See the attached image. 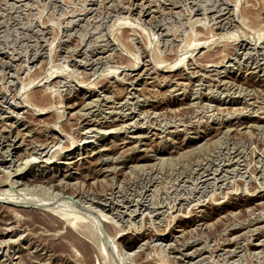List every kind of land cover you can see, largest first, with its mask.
Returning a JSON list of instances; mask_svg holds the SVG:
<instances>
[{"label": "rangeland", "instance_id": "obj_1", "mask_svg": "<svg viewBox=\"0 0 264 264\" xmlns=\"http://www.w3.org/2000/svg\"><path fill=\"white\" fill-rule=\"evenodd\" d=\"M0 117V264H264V0H0Z\"/></svg>", "mask_w": 264, "mask_h": 264}, {"label": "bare ground", "instance_id": "obj_2", "mask_svg": "<svg viewBox=\"0 0 264 264\" xmlns=\"http://www.w3.org/2000/svg\"><path fill=\"white\" fill-rule=\"evenodd\" d=\"M87 9H88V8H87ZM151 11H152V10H151ZM127 13H128V12H127ZM86 21H87V20H86ZM67 23H68V22H67ZM69 24H70V22H69ZM72 24H73V23H72ZM129 26H130V25H129ZM82 27H83V26H82ZM120 27H121V26H120ZM133 27H134V26H133ZM136 27H137V26H136ZM129 29H130V28H129ZM135 29H136V28H135ZM228 30H229V29H228ZM261 30H262V29H261ZM45 31H46V30H45ZM127 34H128V33H127ZM130 34H131V33H130ZM242 34H243V33H242ZM247 34H248V33H247ZM115 35H116V34H115ZM135 35H136V34H135ZM100 36H101V35H100ZM105 36H106V35H105ZM250 36H251V35H250ZM250 36H249V37H250ZM246 37H247V36H246ZM55 38H56V37H55ZM95 38H96V37H95ZM101 38H102V37H101ZM52 39H53V38H52ZM127 41H128V40H127ZM194 41H195V40H194ZM204 41H205V40H204ZM231 41H232V40H231ZM64 42H65V41H64ZM151 42H152V41H151ZM189 42H190V41H189ZM258 42H259V40H258ZM147 43H148V41H147ZM185 44H186V43H185ZM97 45H98V44H97ZM188 45H191V43L188 44ZM197 45L199 46L198 43H197ZM208 45H209V44H208ZM259 45H260V44H259ZM88 46H89V45H88ZM144 47H145V46H144ZM188 47H189V46H188ZM188 47H187V48H188ZM57 48H58V47H57ZM127 48H128V47H127ZM206 48H207V47H206ZM258 48H259V47H258ZM250 49H251V47H250ZM115 50H116V49H115ZM185 50H186V49H185ZM37 52H38V51H37ZM250 52H251V51H250ZM71 53H72V52H71ZM248 53H249V52H248ZM84 55H85V54H84ZM113 55H114V54H113ZM144 56H145V55H144ZM109 57H110V56H109ZM115 57H116V56H115ZM134 57H135V56H134ZM184 57H186V56H184ZM184 57H183V58H184ZM149 59H150V58H149ZM106 60H107V59H106ZM117 60H118V59H117ZM117 60H116V61H117ZM180 60H181V59H180ZM154 61L156 62V60H154ZM221 61H222V60H221ZM89 62H90V61H89ZM160 62H161V61H160ZM198 62H199V61H198ZM97 63H98V62H97ZM131 64H133V63H131ZM134 64H135V62H134ZM170 64H171V63H170ZM174 64H175V63H174ZM135 65H136V64H135ZM172 65H173V64H172ZM194 65H195V64H194ZM214 65H215V64H214ZM252 65H253V64H252ZM101 66H102V65H101ZM143 66H144V65H143ZM211 66H212V65H211ZM131 67H132V66H131ZM154 67H155V66H154ZM175 67H176V66H175ZM225 67H226V66H225ZM64 68H65V67H64ZM133 68H135V66H134ZM167 68H168V67H167ZM147 69H148V68H147ZM149 69H151V68H149ZM168 69H170V68H168ZM200 69H201V68H200ZM153 70H154V69H153ZM163 70H164V69H163ZM163 70H162V71H163ZM143 71H145V69H144ZM151 71H152V70H151ZM60 72H61V71H60ZM139 72H140V71H139ZM139 72H138V73H139ZM141 72H142V71H141ZM148 73H150V72H148ZM124 74H125V73H124ZM140 74H141V73H140ZM215 74H217V73H215ZM113 75H114V74H113ZM58 76H59V75H58ZM83 76H84V75H83ZM92 76H93V75H92ZM137 76H138V75H137ZM202 76H203V75H202ZM204 76H205V75H204ZM213 76H214V75H213ZM81 77H82V76H81ZM125 77H126V76H125ZM71 78H72V77H71ZM114 78H115V77H114ZM137 78H139V76H138ZM189 78H190V77H189ZM208 78H209V77H208ZM36 79H37V78H36ZM36 79H35V80H36ZM108 79H109V78H108ZM115 80H116V79H115ZM134 80H135V79H134ZM27 81H28V80H27ZM42 82H43V81H42ZM61 83H62V82H61ZM30 84H31V83H30ZM80 84H81V83H80ZM88 84H89V83H88ZM196 84H197V83H196ZM216 84H217V83H216ZM55 85H56V84H55ZM207 86H208V84H207ZM90 87H92V86H90ZM243 88H244V87H243ZM85 89H86V88H85ZM141 89H142V88H141ZM40 92H41V91H40ZM109 94H110V93H109ZM111 94H112V93H111ZM236 94H237V93H236ZM242 94H243V93H242ZM34 95H35V94H34ZM143 98H144V97H143ZM25 99H26V97H25ZM98 99H99V98H98ZM40 103H41V102H40ZM248 103H249V102H248ZM14 104H15V103H14ZM16 104H17V103H16ZM43 104H44V102H43ZM45 104H46V103H45ZM91 104H92V103H91ZM119 104H120V103H119ZM12 105H13V104H12ZM26 105H27V104H26ZM254 106H255V105H254ZM49 107H50V106H48L46 109H49ZM88 107H89V106H88ZM80 108H81V107H80ZM84 108H85V107H84ZM34 109H36V108H34ZM46 109H45V110H46ZM53 109H54V107H53ZM61 110H62V109H61ZM39 111H41V110L39 109ZM42 111H43V109H42ZM48 111H49V110H48ZM76 112H77V111H76ZM223 112H224V111H223ZM253 112H254V111H253ZM258 113H259V112H258ZM10 114H11V112H10ZM39 114H40V113H39ZM57 114H58V113H57ZM77 114H78V112H77ZM252 114H253V113H252ZM255 115H256V114H255ZM140 116H141V114H140ZM126 117H127V116H126ZM0 118H1V117H0ZM86 123H87V122H86ZM110 123H111V121H110ZM4 124H5V123H4ZM12 126H13V125H12ZM109 126H110V125H109ZM52 127H53V126H52ZM106 127H107V125H106ZM3 129H4V128H3ZM99 130H100V129H99ZM113 132H114V131H113ZM257 133H258V132H257ZM65 135H66V134H65ZM67 135H68V134H67ZM69 135H70V133H69ZM227 135H228V134H227ZM87 136H88V135H87ZM18 137H19V136H18ZM51 137H52V136H51ZM51 137H50V138H51ZM53 137H54V136H53ZM53 137H52V138H53ZM56 137H57V136H56ZM65 137H66V136H65ZM130 138H131V137H130ZM132 138H133V137H132ZM57 139H58V138H57ZM66 139H67V137H66ZM49 140L52 141V139H49ZM76 140H77V139H76ZM53 141H54V140H53ZM7 142H8V141H7ZM46 142H47V141H46ZM49 142H50V141H49ZM57 142H58V141H57ZM124 142H125V141H124ZM47 143H48V142H47ZM50 143H51V142H50ZM44 144H45V143H44ZM53 144H54V143L52 142V145H53ZM60 144H61V143H60ZM73 144H74V143H73ZM41 145H42V144H41ZM49 145H51V144H49ZM52 145H51V148H52ZM8 146H12V142H9ZM44 147H45V146H44ZM48 147H50V146H48ZM40 148H41V146H40ZM40 148H39V149H40ZM226 148H227V147H226ZM45 149L47 150V148H45ZM46 150H45V151H46ZM63 150H64V149H63ZM66 150H67V149H66ZM95 150H96V149H95ZM97 150H98V149H97ZM143 151H144V150H143ZM43 152H44V151H43ZM55 152H56V151H55ZM61 152H62V151H61ZM1 153H2V152H1ZM94 153H95V152H94ZM96 154H97V153H96ZM226 154H227V153H226ZM42 155H43V154H42ZM59 155H60V154H59ZM22 157H23V156H22ZM22 157H21V158H22ZM82 157H83V156H82ZM235 159H236V158H235ZM258 159H259V158H258ZM47 160H48V159H47ZM106 160H107V159H106ZM117 160H118V159H117ZM117 160H116V161H117ZM43 161H44V160H43ZM25 162H26V161H25ZM86 162H87V161H86ZM71 163H72V162H71ZM220 163H221V162H220ZM227 163H229V162H227ZM244 164H245V163H244ZM254 164H255V163H254ZM33 166H34V165H33ZM67 166L69 167V164H68V163H67ZM67 166H66V167H67ZM114 166H115V165H114ZM24 167H25V166H24ZM247 167H248V166H247ZM255 168H256V167H255ZM45 169H49V168H45ZM262 169H263V168H262ZM229 170H230V169H229ZM245 170H246V169H245ZM245 170H244V171H245ZM230 171H231V170H230ZM261 171H262V170H261ZM14 172H15V171H14ZM14 172H13V173H14ZM17 172H18V171H17ZM48 172H50V169H49L48 171H46L45 174H47ZM112 172H113V171H112ZM247 172H248V171H247ZM14 174H15V173H14ZM263 174H264V172H263ZM199 175H200V174H199ZM51 176H53V177L51 178L50 181H51V182L56 181L57 173L54 172L53 175H51ZM66 177H67V176H66ZM68 177H70V176H68ZM188 177H189V176H188ZM73 178H74V177H73ZM209 178H210V177H209ZM256 179H257V178H256ZM231 180H233V179H231ZM248 180H249V179H248ZM243 181H244V180H243ZM41 182H47V181H44V180H43V181H41ZM57 182H58V181H57ZM182 182H183V181H182ZM210 182H211V181H210ZM10 183H11V182H10ZM232 183H233V182H232ZM12 185H13V184H12ZM192 186H193V185H192ZM257 186H258V185H257ZM36 187H37V186H36ZM258 187H259V186H258ZM51 188H52V187H51ZM64 189H65V188H64ZM210 189H211V188H210ZM231 190H232V189H231ZM237 191H238V190H237ZM6 192H7V191H6ZM194 192H195V191H194ZM201 192H202V191H201ZM254 193H255V192H254ZM192 194H193V193H192ZM116 195H117V194H116ZM178 198H179V197H178ZM101 199H102V198H101ZM195 199H196V198H195ZM8 200H9V199H8ZM212 201H213V200H212ZM3 203H4V202H3ZM24 203H25V202H24ZM181 203H182V202H181ZM25 204H27L28 206L39 207L38 210H41V211H43V212H44L45 210H46V211L48 210V209H45L43 206H41L42 204H40V203H38V202H36V203H35V202H33V203L31 202V203H30V202H27V201H26ZM194 204H195V203H194ZM27 205H26V207H27ZM24 207H25V206H24ZM35 207H34V208H35ZM45 207H46V206H45ZM148 207H149V206H148ZM161 207H162V206H161ZM260 207H261V206H260ZM41 208H44L45 210H43V209H41ZM130 210H131V209H130ZM41 211H39V212H41ZM161 211H162V210H161ZM39 212H38V213H39ZM47 212H48V214H49V210H48ZM168 212H169V211H168ZM36 213H37V211H36ZM131 213H132V212H131ZM44 214H46V213H44ZM50 214H52V212H51ZM231 214H232V213H231ZM15 215H16V214H15ZM145 215H146V214H145ZM102 216H103V215H102ZM102 216H101V217H102ZM118 217H119V216H118ZM61 218H62V217H61ZM106 219H107V218H106ZM16 223H17V222H16ZM70 223H71V222H70ZM13 227H14V226H13ZM70 227H72V226H70ZM16 229H17V228H16ZM113 229H114V228H113ZM81 231H83V230H81ZM115 231H116V230H115ZM244 232H245V231H244ZM118 233H119V232H118ZM53 234H54V233H53ZM50 235H51V234H50ZM244 235H245V234H244ZM73 236H74V235H73ZM73 236L71 235L70 237H73ZM74 238H75V237H74ZM249 238H250V237H249ZM71 239H72V238H71ZM77 240H78V239H77ZM245 240H246V239H245ZM181 241H182V240H181ZM241 241H242V240H241ZM12 242H13V241H12ZM73 242H74V241H73ZM174 242H175V241H174ZM71 243H72V242H71ZM74 243H76V242H74ZM78 243H79V242H77L75 245H77ZM183 243H184V242H183ZM73 245H74V244H73ZM81 246H82V245H81ZM230 252H231V251H230ZM192 253H193V252H192ZM252 253H253V252H252ZM262 254H263V253H262ZM239 255H240V254H239ZM46 261H47V260H46ZM46 261H45V262H46ZM200 261H201V260H200Z\"/></svg>", "mask_w": 264, "mask_h": 264}]
</instances>
